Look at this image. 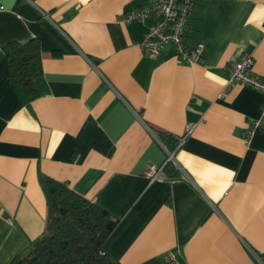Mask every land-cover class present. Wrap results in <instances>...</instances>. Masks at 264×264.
Here are the masks:
<instances>
[{
	"label": "crops",
	"instance_id": "obj_1",
	"mask_svg": "<svg viewBox=\"0 0 264 264\" xmlns=\"http://www.w3.org/2000/svg\"><path fill=\"white\" fill-rule=\"evenodd\" d=\"M146 0H0V264L45 230L40 175L66 182L119 220L104 250L118 264H264V93L227 87L254 57L264 79V0H198L187 21L200 61L152 56L156 22L124 23ZM38 42L29 100L13 80L12 43ZM196 124L187 133V126ZM169 134L163 138L160 133ZM167 150L177 176L151 181Z\"/></svg>",
	"mask_w": 264,
	"mask_h": 264
},
{
	"label": "trees",
	"instance_id": "obj_2",
	"mask_svg": "<svg viewBox=\"0 0 264 264\" xmlns=\"http://www.w3.org/2000/svg\"><path fill=\"white\" fill-rule=\"evenodd\" d=\"M8 62L15 83L29 100L36 97L34 79L42 72L38 42L12 43ZM160 135L170 137L163 132ZM169 165H165V172ZM166 173L171 178L177 176L172 166ZM40 182L47 199L45 230L9 264H118L104 246L119 220L66 182L46 175H40Z\"/></svg>",
	"mask_w": 264,
	"mask_h": 264
},
{
	"label": "built area",
	"instance_id": "obj_3",
	"mask_svg": "<svg viewBox=\"0 0 264 264\" xmlns=\"http://www.w3.org/2000/svg\"><path fill=\"white\" fill-rule=\"evenodd\" d=\"M198 0H146L137 9L125 12L121 20L124 23L134 21L145 22L150 16H155L156 22L152 24L145 34L141 46L152 56H158L171 46L175 51V58L180 62L194 64L201 60L204 44L200 42L196 47L189 48L185 42V30L187 21ZM254 57L251 53H245L234 62L230 68L227 87L244 84L249 85L264 93V79L252 72ZM264 125V103L261 106V114L248 129L252 137ZM196 124L187 126L190 133ZM175 162L174 153L167 150V158L163 165L149 164L145 174L151 181L170 178L164 167L169 162ZM169 264H179V251L173 250L168 254Z\"/></svg>",
	"mask_w": 264,
	"mask_h": 264
}]
</instances>
